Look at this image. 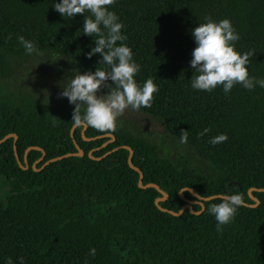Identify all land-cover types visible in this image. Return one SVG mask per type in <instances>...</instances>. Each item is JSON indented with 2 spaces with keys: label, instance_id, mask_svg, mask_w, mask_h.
Masks as SVG:
<instances>
[{
  "label": "trees",
  "instance_id": "obj_1",
  "mask_svg": "<svg viewBox=\"0 0 264 264\" xmlns=\"http://www.w3.org/2000/svg\"><path fill=\"white\" fill-rule=\"evenodd\" d=\"M58 2V0H56ZM54 0H0V264L11 258L18 264H264V88L246 90L235 84L225 93L218 85L212 91L190 85L189 67L196 46L191 30L206 17L229 19L239 33L236 49L250 53L249 75L264 78V0H115L109 6L124 25V41L140 64L135 79L151 77L159 91L150 107L139 110L159 119L172 143L181 152L172 156L159 143L136 132L118 119L115 130L74 127L75 105L51 93L11 85L10 79L29 62L51 57L78 64L82 73L95 71L100 55L88 58L95 36L82 32L85 12L63 18L52 7ZM34 41L40 54L25 55L17 37ZM120 43V42H118ZM109 85L111 81L108 82ZM100 92L107 93L102 87ZM83 111V109H81ZM209 129L204 135L200 133ZM187 131V142L180 133ZM114 135V140L107 136ZM221 133L227 140L215 146L209 140ZM96 137V138H94ZM87 138V139H85ZM32 168L42 151L31 149L29 164L24 151L38 146L44 161L76 151ZM166 194L159 206L178 211L185 204L180 189L210 196L239 192L248 204L250 193L259 199L255 207H240L231 223L216 230L207 206L200 214L185 209L179 216L162 211L155 200ZM184 198L194 200L188 190ZM194 211L201 209L192 204ZM95 256L89 255L90 248Z\"/></svg>",
  "mask_w": 264,
  "mask_h": 264
},
{
  "label": "clouds",
  "instance_id": "obj_2",
  "mask_svg": "<svg viewBox=\"0 0 264 264\" xmlns=\"http://www.w3.org/2000/svg\"><path fill=\"white\" fill-rule=\"evenodd\" d=\"M115 0H54L53 9L63 18L72 19L76 14L88 12L84 16L82 32L95 36L94 47L86 53L88 58L99 54V64L95 71L81 73L73 69V75L67 83H62L61 98H67L69 104L75 105L72 113L73 127H92L101 132L115 130L118 118L128 108L138 110L151 106L153 94L159 91L158 85L149 77L142 84L135 79L140 72V64L133 58L131 48L124 43L127 36L122 34L124 25L119 16L109 6ZM195 47L191 51L189 67L194 69L190 85L195 90L212 91L218 85L228 93L235 84H240L246 90L259 86L264 88V78L249 75L248 64L250 53L241 54L236 49L239 33L232 22L227 19L214 21L205 18L191 30ZM23 46L25 55H39L40 50L34 41L23 36L17 37ZM120 42V43H118ZM109 81L111 84L109 85ZM108 89L106 94L100 89ZM83 109V111H81ZM205 128L200 135L207 133ZM187 131L180 133V142H187ZM227 140V134L221 133L209 140L213 146ZM188 188L180 189V192ZM208 197L199 196L201 209L207 204ZM244 199L239 192L225 193L220 203L207 206V211L216 221V230L222 231V226L231 223ZM96 249L90 248L89 255L95 256ZM6 264H13L11 258ZM18 264H24L23 258H18Z\"/></svg>",
  "mask_w": 264,
  "mask_h": 264
},
{
  "label": "rangeland",
  "instance_id": "obj_3",
  "mask_svg": "<svg viewBox=\"0 0 264 264\" xmlns=\"http://www.w3.org/2000/svg\"><path fill=\"white\" fill-rule=\"evenodd\" d=\"M73 69L82 73L78 64L66 63L65 60L51 57V60L29 62L22 65L9 81L11 85L27 86L44 94L49 92L52 98H59L68 102L67 98H61L59 93L62 91L61 84L67 83L74 74ZM101 93L103 92H98V95ZM118 119L124 121L139 134L155 139L161 149L172 154V156L181 152V147L171 142L164 124L159 119L139 109L131 108L126 109Z\"/></svg>",
  "mask_w": 264,
  "mask_h": 264
},
{
  "label": "water",
  "instance_id": "obj_4",
  "mask_svg": "<svg viewBox=\"0 0 264 264\" xmlns=\"http://www.w3.org/2000/svg\"><path fill=\"white\" fill-rule=\"evenodd\" d=\"M73 128H74V127H73ZM85 128H86V127L83 128V130H82V134H83ZM101 136H107V137L110 138V140L106 141L104 144L109 143V142H111V141L114 140V135L111 134V133H107V134H104V135H101ZM9 137H14V145H13V148H14V150H15V149H16L15 144H16V138H17V135L14 134V133L7 134V135H5L3 138H1V139H0V144L3 143V142H4L6 139H8ZM94 138H96V137H94ZM85 139H87V138H85ZM120 147H123V148H126V149L129 150L128 164H129V166H130L132 169H134L135 171H137V172L139 173L138 186L141 187V188L155 187V188H156V189L162 194V197L157 198V199L155 200V204H156V205H157L162 211L169 212L170 214L175 215V216H179V215H181L185 209H189L192 213H195V214H200V213L202 212V209H200V210H198V211H194L193 208H192V204H193V203H197V204H199V205L201 206L202 201L199 202L198 197H199V196H202V195H200V194L194 192L191 188H188V191H190V192L192 193V195L195 197V199H194V200H190V199H188V198H184V197L182 196V192H180L179 195L184 199L185 204L182 205L178 211L168 210V209H166V208H163V207L159 206L158 203H159L160 201H164V200L167 198V194H166L162 189H160L158 185H156V184H154V183L143 184V173H142L141 170H139V169L133 164V162H132L133 150H132L129 146H127V145H122V146L115 147V148H113L112 150H110V151L106 152L105 154H103L101 157H94V156L92 155L93 150H90V151L88 152V156H89L90 158H93V159H97V160H99V159H101L102 157H105L107 154L111 153L112 151H116V150L119 149ZM75 148H76V151H74V152H68V153H65V154H63V155H58V156L52 157V158H50V159L44 161V163H43L39 168H36V164H37L38 162L42 161V160L44 159V157H45V152H44V150H43L42 148H40V147H38V146H29V147H27V148L25 149V151H24V164L21 162V160H20L19 156L17 155V153H15V156H16V160H17V162H18V165H19L22 169H27V168L29 167V164H28V161H27V158H26V155H27L28 151H30L31 149H39V150H41V151H42V156H41L36 162H34L33 165H32V168H33L34 170L38 171V170L44 168V167H45L47 164H49L50 162L57 161V160H60V159H62V158L68 157V156H82V155H84V151H83V149H81L76 143H75ZM252 189H254V190H256V191H260V192L264 191V188H252ZM249 195H250V197L253 199L254 203H252V204H248V203L245 202L244 205H248V206H250V207H255V206H257V205L259 204V199H258L257 197H255V196H253L251 193H250ZM207 197L209 198L208 200H211V199H214V198H223V197H224V194H214V195H210V196H207ZM203 209H204V208H203Z\"/></svg>",
  "mask_w": 264,
  "mask_h": 264
}]
</instances>
